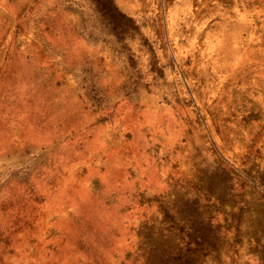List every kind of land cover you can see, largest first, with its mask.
Masks as SVG:
<instances>
[{
  "label": "rangeland",
  "instance_id": "rangeland-1",
  "mask_svg": "<svg viewBox=\"0 0 264 264\" xmlns=\"http://www.w3.org/2000/svg\"><path fill=\"white\" fill-rule=\"evenodd\" d=\"M0 264H264V0H0Z\"/></svg>",
  "mask_w": 264,
  "mask_h": 264
}]
</instances>
